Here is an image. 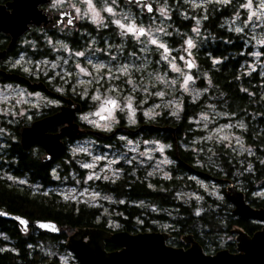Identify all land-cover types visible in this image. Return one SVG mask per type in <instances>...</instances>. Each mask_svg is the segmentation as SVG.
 Instances as JSON below:
<instances>
[{
    "label": "rangeland",
    "instance_id": "374dc122",
    "mask_svg": "<svg viewBox=\"0 0 264 264\" xmlns=\"http://www.w3.org/2000/svg\"><path fill=\"white\" fill-rule=\"evenodd\" d=\"M76 1L82 2L86 13H94L92 6L95 0ZM155 1L157 3L155 25L141 39V42L147 45L144 49L154 45L155 50H150L151 56L144 58V63L136 64L130 60V62L119 64H104L107 58L102 60L93 55L81 53L87 65L82 62L80 55H76V63L73 64V68L74 66L76 68L68 71L63 68L65 71H62L64 75L61 76L65 81L71 79L76 95L89 100V111L82 114L78 122L88 124L91 129L109 135L98 134L95 137V134L88 135V131L79 135L80 137L71 145L70 153L77 158V167L82 171L71 172V175L63 179L56 190L63 199L85 202L88 205L99 207L102 219L105 216L107 227L112 228L111 233L119 231V222L115 218L117 214L115 206L122 202L112 192H103L98 189L96 181L114 182L118 180L124 174L125 165L129 166V173L136 177L140 176L138 172L142 173L149 184L154 178L169 177L172 174L170 166L174 164L172 157L167 152L169 145L160 140L158 136L146 137L142 136L140 132L146 124H150L151 119L156 117L163 115L179 117L186 98L196 102L207 94L200 110L191 119L193 130L198 131L199 134L189 139L184 137L181 144L183 149H191L199 154L205 153L209 160L214 157L211 151L215 144H222L225 148L231 149L238 157L244 155L247 157L251 152L240 131L243 126L241 120L230 117L223 111L217 103L219 97L216 91H209L208 87L204 88L200 85L202 81L194 73V69L197 68L195 51L199 43L198 38L204 31L201 28V13H207L210 7L217 9L221 5L225 6L231 3L229 11L231 15L224 19L223 23L230 30L244 34L246 38L248 47L246 55L250 60L248 59L245 63V70L252 71L258 68L263 72L264 56L261 47L264 46V0H182L180 6L182 10L179 9L178 14L185 13L192 19L193 24L190 29L185 31L172 26L170 22L172 16L169 13L176 10L172 8L171 3L167 0ZM129 28L133 30L134 27L129 26ZM202 39H205V33ZM189 42H191V46ZM30 64L31 62L26 65V70H36V67ZM103 66H108L110 70L100 71ZM59 71L58 68L54 69V76L61 75ZM205 81L208 83L207 80ZM96 82L99 84L96 85ZM109 100L115 101L116 106L110 107V104L106 103ZM49 102L50 100H46L44 95L29 92L21 86L0 84V172L4 170L3 175L9 177L10 180L26 184L23 180H15L8 176L10 173L7 168L5 169L4 161H8L6 157L9 147H11V141L18 140L15 132L11 131L7 125H17L25 120H30L31 111L42 110ZM140 116L143 119L142 123L139 122ZM101 117L102 119H100ZM141 124L144 125L140 126ZM119 125L126 127L114 131ZM138 126L140 127L135 130L130 129ZM123 131H135V135L128 137L122 133ZM106 136L111 140L108 143L102 139ZM213 161L217 165V161L214 159ZM181 176L183 179L193 180L198 190L203 191L204 196L210 195L223 200L234 192L228 188V183L218 182L209 176L190 172ZM233 184V188L243 192L245 197L247 196V189L241 182L236 181ZM176 194L177 201L195 200L197 213H200L203 199L201 192L183 184ZM249 196L264 198V186L251 191ZM245 199L247 201V198ZM247 202L249 203V201ZM142 206L148 207L147 209L152 211L157 209L156 205L144 201ZM229 207L234 209L231 202ZM154 224L158 228L157 231L140 230L139 232H168L174 236L171 231L175 229H172V225L169 223L155 221ZM262 226L264 227V225ZM184 235L187 234L184 233ZM236 236V234L220 232L217 235V239L221 243L220 249L226 248L224 245L227 241L236 243ZM166 243L172 245L169 239ZM189 245L187 244L188 247ZM38 247L48 257L47 262L78 264L68 247L60 251L56 246L50 247L44 242ZM215 252L213 250L208 254ZM53 257H56L57 261H54Z\"/></svg>",
    "mask_w": 264,
    "mask_h": 264
},
{
    "label": "trees",
    "instance_id": "16d2710c",
    "mask_svg": "<svg viewBox=\"0 0 264 264\" xmlns=\"http://www.w3.org/2000/svg\"><path fill=\"white\" fill-rule=\"evenodd\" d=\"M6 1L8 0H0V3ZM167 1L176 10L173 16L174 23L176 22L174 26L182 31L190 29L193 25L192 19L178 14V10H182V0ZM230 8L231 3L221 5L217 9L209 8L202 22L204 31L202 30L198 38L199 43L195 51L197 68L194 73L200 77L201 86L217 92V103L223 111L230 117L241 120L243 126L240 131L244 142L250 147V155L238 157L231 149L222 144H215L211 151L214 156L212 158L217 161L215 165V161L206 158L205 153L199 154L179 145L176 166H170L172 174L167 178H154L151 184L142 173L138 172V177L130 174L129 166L125 165L124 174L118 180L96 182L98 189L112 192L122 202L115 206V218L120 226L118 230L130 233H138L140 230L157 231L155 221L167 222L175 229L171 231L174 236L169 238L173 246L187 248L184 236L191 235L203 251L212 253L221 247L217 239L220 232L232 235L233 228H240L252 235L263 227L256 221L235 215L229 207L227 197L221 200L210 195L204 196L193 180L179 177L182 172L196 173L209 176L218 182H226L227 186L239 181L247 189V201L255 208L264 209V198L249 196L251 191L264 186V71L261 72L258 68L245 70L244 65L249 59L246 55V38L244 34L230 30L223 23L224 19L231 15ZM261 52L264 56V46L261 47ZM205 97L207 94L196 102L186 98L179 117L163 115L151 119L150 124L141 129L142 132L146 137L158 136L164 143H170L171 149L167 152L175 158L174 137L184 140V137L189 139L199 134L193 130L191 119L200 110ZM142 120L140 116L139 122L142 123ZM168 127H173L174 132ZM10 150L17 159L12 164L14 176L29 175V182H11L3 175L5 171H1L0 208L20 214L30 222H47L54 226L56 231L40 230L29 225L27 232L23 233L14 222L0 219V264H45L48 257L38 247L42 242L50 247L56 246L61 251L66 249L65 242L72 231L91 228L112 231V228L106 225V217L103 216L102 219L99 207L63 199L54 190L43 191L44 188L52 189L58 186L50 164L31 160L17 142L12 143ZM6 158H9L8 155ZM60 159L58 158V161ZM4 162L6 163V160ZM72 167L78 170L76 165ZM59 171L64 174L69 169L61 167ZM183 184L202 193L200 213H197L195 200L189 201L190 203L177 201L176 192ZM143 201L156 205L157 209L148 210V207L142 206ZM224 246L228 251L236 252L234 241H227ZM105 248L108 251L119 249L115 243L109 241L105 242ZM56 259L53 257L54 261H57Z\"/></svg>",
    "mask_w": 264,
    "mask_h": 264
},
{
    "label": "flooded vegetation",
    "instance_id": "af4514ba",
    "mask_svg": "<svg viewBox=\"0 0 264 264\" xmlns=\"http://www.w3.org/2000/svg\"><path fill=\"white\" fill-rule=\"evenodd\" d=\"M9 1L0 4H7ZM94 13H86V9L82 6L81 1L76 0H47L38 6L43 15V20L38 24H29L27 30L17 39V41L8 49L11 36L8 33L0 32V50H6L5 57L0 59V70L7 74L13 75L5 78L0 75V84H14L21 86L29 92L40 93L44 95L46 100H50L49 104L42 110H33L30 120H25L17 125H7L11 131H14L18 140L11 141L19 143L20 149L23 150L29 158L37 160L39 163H48L51 170H54L53 177L58 181V185L71 175V172L82 171L77 167L76 157L70 153L71 145L76 139H70L66 136L61 137V149L47 157L46 150L40 144H33L29 148L24 149L20 144L19 130L22 127L31 126L35 121L53 115L61 110L64 106L76 108L79 111L74 118L75 122L79 121V117L89 111L90 103L88 98L83 99L80 95L74 93V85L69 81H65L61 76L62 71L73 70L76 67V55L82 54L93 55L97 59L105 60L104 64L134 61L136 64L144 63L147 56H151V49L155 50V46L144 49L147 46L141 42L148 31L152 30L155 25L154 19L157 14V3L155 0H95L93 1ZM173 8V7H172ZM183 13V12H182ZM208 13V12H207ZM207 13H201V24L206 18ZM172 18L170 22L176 29L174 24V12L169 13ZM186 16V14H182ZM166 25V24H165ZM129 26H133V30L129 31ZM203 26V24H202ZM202 28V27H201ZM203 29V28H202ZM185 31V30H183ZM166 35V34H165ZM82 53V54H81ZM84 62V58L81 59ZM31 62L36 70H26V65ZM55 64V65H54ZM88 67H90L88 65ZM60 69L58 76H54V69ZM102 72H107L109 67L103 66ZM38 69V70H37ZM115 69V67H114ZM19 75L20 78H16ZM96 85L99 83H95ZM34 85V86H33ZM37 87H36V86ZM184 106V104H183ZM169 117V116H167ZM83 130L91 131L88 135L100 134L99 131L91 129L90 125L79 123ZM62 125L53 126L47 132L57 133ZM17 130V131H16ZM128 137H133L135 131H123ZM142 136L145 134L140 132ZM99 137V136H98ZM103 141L110 142V138L102 137ZM101 139V140H102ZM161 140V139H160ZM174 137V149L176 157L172 158L176 166V159L179 158V145L182 148V141ZM169 150L171 149L170 143ZM11 147L8 149V161L5 168L10 173L8 176L15 180H23L29 182V175L16 177L13 174L12 164L16 162L15 156L11 153ZM23 152V153H24ZM63 156V157H62ZM58 158H61L58 161ZM72 165H76L74 169ZM61 167H67V173H60ZM65 170V169H63ZM180 173V178H182ZM7 179L11 182L9 177ZM101 181L97 180L96 182ZM55 188H44L43 191L56 190ZM177 193V192H176ZM177 195V194H176Z\"/></svg>",
    "mask_w": 264,
    "mask_h": 264
},
{
    "label": "water",
    "instance_id": "95a60500",
    "mask_svg": "<svg viewBox=\"0 0 264 264\" xmlns=\"http://www.w3.org/2000/svg\"><path fill=\"white\" fill-rule=\"evenodd\" d=\"M46 1L11 0L6 5L0 4V32L8 33L11 36L8 49L27 30L29 24H38L43 20L44 17L38 6ZM5 54L6 50H0V59L4 58ZM0 75L5 78L14 76V74H7L3 70H0ZM16 78L18 79L20 76L16 75ZM109 106L113 107L111 104ZM78 111L79 106L76 108L64 106L59 112L43 117L31 126L22 127L19 130L22 148L27 149L33 144H40L46 150L47 157L57 153L63 144L61 137L76 139L80 134L86 132L83 130L84 128H79V124L74 121ZM62 124L65 125L60 128L59 132H47L53 126ZM142 125L144 124L140 126ZM140 126L130 129L135 130ZM121 127L126 126L119 125L114 131ZM168 129L174 132L173 127H168ZM99 133L109 135L100 131ZM228 188L234 191L233 194L227 196L234 206L233 213L264 225V209L253 207L246 201L245 194L233 188L232 184H229ZM0 219L14 222L23 233L27 232L29 225L40 230L56 231L55 227L50 226L47 222H30L28 218L10 213L4 208H0ZM231 233L237 235L236 252H230L223 248L213 254H208L191 235L184 236L185 243L190 245L187 248H182L166 243L171 238V234L168 232L130 233L120 230L111 233V231L99 228L76 230L68 237L66 247L78 264H264V227L252 235L240 228H233ZM106 241L115 243L119 249L106 250ZM45 264L57 263L51 261Z\"/></svg>",
    "mask_w": 264,
    "mask_h": 264
},
{
    "label": "snow or ice",
    "instance_id": "6c2138e0",
    "mask_svg": "<svg viewBox=\"0 0 264 264\" xmlns=\"http://www.w3.org/2000/svg\"><path fill=\"white\" fill-rule=\"evenodd\" d=\"M129 31H132V29L130 28ZM153 43H155V41H153ZM189 45L191 46V42H189ZM161 47H163V46L161 45ZM106 103L111 104L113 106H116V102L112 101V100H109Z\"/></svg>",
    "mask_w": 264,
    "mask_h": 264
},
{
    "label": "bare ground",
    "instance_id": "6f19581e",
    "mask_svg": "<svg viewBox=\"0 0 264 264\" xmlns=\"http://www.w3.org/2000/svg\"><path fill=\"white\" fill-rule=\"evenodd\" d=\"M65 124H66V123H65ZM65 124H62V126L65 125ZM47 225H48V224H47ZM50 226H51V225H50ZM48 229H49V228H48Z\"/></svg>",
    "mask_w": 264,
    "mask_h": 264
}]
</instances>
